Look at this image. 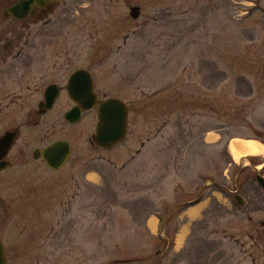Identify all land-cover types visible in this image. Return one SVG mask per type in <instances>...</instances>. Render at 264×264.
<instances>
[{
    "label": "rangeland",
    "instance_id": "rangeland-1",
    "mask_svg": "<svg viewBox=\"0 0 264 264\" xmlns=\"http://www.w3.org/2000/svg\"><path fill=\"white\" fill-rule=\"evenodd\" d=\"M131 6L140 8L136 19ZM47 18L30 34L29 66L7 86H23L16 93L31 101L29 75L40 71L43 89L87 69L98 100L127 104V136L111 149L91 144L96 108L68 124L64 90L36 126L27 107L3 106L0 134L18 122L21 130L0 179V232L21 238L24 200L36 239L30 256L40 264H264V196L254 179L264 164V142L254 137H264V0H66ZM58 138L71 155L52 170L32 151ZM17 170L23 186L8 188ZM190 198L161 228L153 211ZM31 202L41 203L39 216ZM164 232L174 233L173 249L156 237Z\"/></svg>",
    "mask_w": 264,
    "mask_h": 264
},
{
    "label": "flooded vegetation",
    "instance_id": "flooded-vegetation-1",
    "mask_svg": "<svg viewBox=\"0 0 264 264\" xmlns=\"http://www.w3.org/2000/svg\"><path fill=\"white\" fill-rule=\"evenodd\" d=\"M21 0H0V109L4 106L9 107L10 104H13L16 109L20 107L25 109L28 114V119L30 122L36 126L40 123V117L43 113L52 110L59 97L61 96L62 91H66V85H62L61 83H56L54 81L48 82L44 88L42 89L41 83H39L40 71L37 72L38 78L36 77V73L31 77L29 75L26 85L24 86L30 94L31 101H25L24 97L22 98L21 93H16V90H20L23 86L17 84V89H10L7 86L8 76L11 74H15V72H19L18 68L28 67L30 64L31 58L27 57L29 52L27 49H30V45L34 44V42L30 41V34L35 33V29H41V23H48L51 14H53L58 7L63 4L66 0L60 2H45L44 5H41V1L39 3H33L26 10H16L15 13L11 12L10 9ZM12 21V23H10ZM20 29V30H19ZM33 31V32H32ZM18 70V71H17ZM38 79V80H36ZM55 84V89L57 92L56 98L52 103L50 109H45V103L43 102V92L47 85ZM98 97V96H97ZM101 101V100H100ZM99 100L96 101L95 106L97 107ZM68 105L67 109H70L74 106V104L68 100L66 102ZM23 112V113H24ZM87 112V111H86ZM28 120V123H30ZM25 124V122H23ZM73 125V124H70ZM21 123L18 122L15 125L8 126L1 134L3 135L5 132H10L14 134V141L9 149L7 155H5L2 160L8 161V166L0 171V179L3 175V172L9 170L13 164L14 157H12L11 153L15 146V142L18 140L20 136ZM91 144H94L93 136L90 138ZM22 150H19V155L22 156ZM24 170H17L15 172L11 171L9 175L6 176L5 181L8 188L16 187L20 189L23 186V176ZM3 205V210H5V215L2 222V229L7 231L10 223V200L9 198H3L1 201ZM20 205L17 207L20 209V214L17 218V225L21 226L20 237L15 238L14 234L11 235V239L8 240L6 234L0 232V238L3 244L6 264H12V261L17 263L15 264H40V258L37 255H31L32 246L29 243H33L36 239H34L35 235H31L29 233V229L25 224L30 223L31 218L25 216V201H19ZM33 207L30 209H34V213L36 215L41 214V203L40 202H31ZM36 209L38 210L36 212ZM39 221L36 223L38 225L41 224V217H38ZM34 219V218H32ZM24 231V232H23ZM26 233V234H25ZM17 235V234H16ZM53 242H56L57 233H50L49 236ZM24 240V241H22ZM22 241V242H21ZM35 246V245H34Z\"/></svg>",
    "mask_w": 264,
    "mask_h": 264
},
{
    "label": "water",
    "instance_id": "water-1",
    "mask_svg": "<svg viewBox=\"0 0 264 264\" xmlns=\"http://www.w3.org/2000/svg\"><path fill=\"white\" fill-rule=\"evenodd\" d=\"M41 5L47 1L61 0H40ZM33 3H39V0H21L16 3L10 11L15 13L16 10H26ZM130 16L137 18L139 16V7H130ZM92 79L88 71L78 69L74 71L68 79L67 92L69 98L77 104L71 110L65 113V118L69 122H77L81 118L82 110H88L94 106L96 95L92 91ZM53 85L45 90L44 99L46 107L49 108L54 101L56 92H52ZM128 127V110L126 104L119 98L109 97L104 99L98 105L97 124L95 128L94 139L96 143L103 148H111L123 141L127 134ZM14 134L6 133L0 137V170L4 169L8 162L1 160L9 151L13 143ZM70 155V146L66 140H57L50 145L36 149L33 152L34 158L41 157L48 167L59 169L68 159ZM256 182L264 191V177L257 173L255 175ZM236 201L242 204L241 198L236 195ZM0 264H6V258L3 245L0 239Z\"/></svg>",
    "mask_w": 264,
    "mask_h": 264
},
{
    "label": "trees",
    "instance_id": "trees-1",
    "mask_svg": "<svg viewBox=\"0 0 264 264\" xmlns=\"http://www.w3.org/2000/svg\"><path fill=\"white\" fill-rule=\"evenodd\" d=\"M175 133H176V132H175ZM175 133L171 134V136H170V140H172V143L176 141V139H175L176 134H175ZM261 139H262V138H261ZM262 140L264 141V139H262ZM164 144H165V142H164ZM163 147H164V145H163ZM168 150H169V149H168ZM222 153H223V155L226 157V161H228V157H227L226 152L222 151ZM262 194H263V193H262ZM263 195H264V194H263ZM177 209H180V208H177ZM167 236H168V234H167ZM163 241H166V240H163Z\"/></svg>",
    "mask_w": 264,
    "mask_h": 264
}]
</instances>
